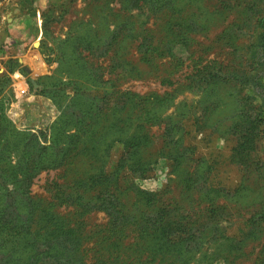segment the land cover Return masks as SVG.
<instances>
[{"label":"rangeland","instance_id":"1","mask_svg":"<svg viewBox=\"0 0 264 264\" xmlns=\"http://www.w3.org/2000/svg\"><path fill=\"white\" fill-rule=\"evenodd\" d=\"M148 4L152 8L135 0H0V198L34 158L31 139L24 158L8 155L9 150L4 157L12 133L4 127L50 146L57 126L56 141L67 148L74 131L62 132L76 121L71 113L86 110L85 123L99 114L98 124L73 141L76 150L65 163L34 177V198L51 201L47 188L54 181L65 186L80 178L88 182L100 170L107 176L117 173L122 191L158 195L164 204L187 200L184 186L200 184L230 221L224 222L223 246L205 245L191 264H262L264 224L247 220L264 206V124L255 131L253 153L246 134L231 125L244 105L253 120L260 108L246 97L251 89H239L234 77L262 72L264 62L251 57V48L264 34V0ZM201 70L228 80L189 87ZM157 96L167 97L159 121L153 118L141 126L136 112L124 109L127 101ZM42 133H48L46 139ZM144 135V147H133ZM25 137L20 135V141ZM251 157L262 168L252 165ZM134 200L129 195L124 204L130 208ZM57 211L67 217L72 210ZM83 221V237L92 239L84 246L92 250L108 219L94 213ZM245 222V231L255 232L240 239ZM132 239L128 235L123 244L129 247Z\"/></svg>","mask_w":264,"mask_h":264},{"label":"trees","instance_id":"2","mask_svg":"<svg viewBox=\"0 0 264 264\" xmlns=\"http://www.w3.org/2000/svg\"><path fill=\"white\" fill-rule=\"evenodd\" d=\"M135 1L142 2L146 7L150 6L148 3L153 5L152 0ZM173 47L174 45L169 51ZM251 57L264 62V34L253 43ZM201 71L203 72L198 73L195 79L190 78L192 80L189 87L193 84L218 85L228 80L225 75ZM263 72L264 65L262 72L242 79L234 77L239 89H251L246 97L260 103L254 120L244 110V105L240 110L241 114L231 125L233 131L246 134V146L251 153L256 150L255 143L259 135L255 131L264 124ZM165 101L167 97L162 99L157 96L154 100L146 97L139 102L127 101L124 109L130 108L136 112L135 121L141 126L148 125L150 119H161L160 111H167L163 107ZM151 105L154 109L150 108ZM155 109L161 110L155 112ZM71 115L76 121L69 123L62 133L66 135V132L74 131L69 136L77 143L75 139L88 135L98 124L99 118L96 117L99 114H93L88 123H85L86 110L74 109ZM111 126L112 124L103 127L108 129ZM56 127L51 132L50 146H44L35 135L21 134L9 126L4 127L13 133L8 136L10 140L8 147L4 148V157L9 150L8 155L16 154L24 158L30 153L28 145L31 139V145H34L31 154L34 158L31 164L23 166L16 178L10 180L11 190L0 198V264H191L205 245L212 247L213 243H219L223 246L228 230L224 222L229 223L230 220L224 219L227 215L222 210L223 207H215V197H212L206 186L200 184L184 186L181 193L187 200L164 204L158 195H146L135 188L122 191L116 183L117 173L107 176V172L100 170L92 177L88 176V182L80 178V181L65 186L54 181L47 188L51 201L34 198L31 194L34 177L45 168L51 169L60 163L62 165L70 153L76 150L73 141L67 144V148H60V141L57 142L58 138H55ZM169 131L170 129H166L165 134ZM47 134L42 133L41 136L46 139ZM20 135L26 137L20 141ZM146 142L148 138L144 135L134 144L129 142L128 145L138 147ZM251 164H257V168L264 166V162L261 167L252 157ZM15 167L16 165L13 166L14 169ZM110 182L113 184H109ZM97 186L101 187L97 189ZM129 195L135 199V205L130 208L124 204L125 197ZM188 201L191 202L186 205L185 202ZM139 204L140 209L136 207ZM134 206L136 211L132 209ZM60 208L72 211L66 217L58 213ZM261 208L253 212L247 222L256 226L264 224V206ZM94 213H102L107 217V229L104 235H98L92 250H88L84 245L92 239L83 237L86 226L83 220ZM247 222L244 224L245 229L240 232V239L255 232V229L245 231L249 228L246 226ZM128 235L133 238V243L126 247L123 242ZM261 259L264 264V250Z\"/></svg>","mask_w":264,"mask_h":264}]
</instances>
